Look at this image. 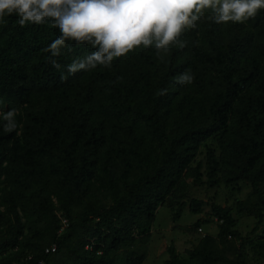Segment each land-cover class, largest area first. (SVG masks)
I'll use <instances>...</instances> for the list:
<instances>
[{"label":"trees","instance_id":"16d2710c","mask_svg":"<svg viewBox=\"0 0 264 264\" xmlns=\"http://www.w3.org/2000/svg\"><path fill=\"white\" fill-rule=\"evenodd\" d=\"M58 34L50 24L21 28L15 15L0 21V111L16 109L18 123L7 133L0 120V264L17 263L5 256L23 247L30 254L17 264H114L110 254L121 247L128 249L121 264H140L143 253L130 248L148 237L158 205L210 137L223 148L225 182L250 183L256 199L250 208L240 202L238 211L256 216L258 228L264 12L246 24L199 22L181 37L186 46H173L163 60L152 48H137L111 69L75 75L54 68L43 51ZM91 50L74 46L56 59L66 66ZM188 70L194 82L176 83ZM162 88L168 94L157 96ZM205 158L216 180L219 163L211 150ZM202 205L189 201L192 213ZM210 208L220 243L239 239L230 207ZM60 217L68 221L61 233ZM236 250L229 259L203 237L188 258L171 244L165 264H249L241 241Z\"/></svg>","mask_w":264,"mask_h":264},{"label":"clouds","instance_id":"9594fccd","mask_svg":"<svg viewBox=\"0 0 264 264\" xmlns=\"http://www.w3.org/2000/svg\"><path fill=\"white\" fill-rule=\"evenodd\" d=\"M261 12L264 0H0V21L15 15L21 28L50 24L58 30L43 51L49 54L48 62L54 68L64 67L71 75L98 67L111 69L114 60L137 48H152L163 60L173 46H186L181 37L196 29L201 20L218 25L246 24ZM84 45L92 50L66 66L56 59L71 53L74 46ZM194 79L188 70L179 75L176 83L191 85ZM167 94V88L156 93ZM16 115V109L0 111L4 132L18 129Z\"/></svg>","mask_w":264,"mask_h":264},{"label":"rangeland","instance_id":"374dc122","mask_svg":"<svg viewBox=\"0 0 264 264\" xmlns=\"http://www.w3.org/2000/svg\"><path fill=\"white\" fill-rule=\"evenodd\" d=\"M207 15L208 13H205V16ZM204 21L206 19L200 22ZM1 111L5 112V109ZM208 150L213 152L219 163L216 180L208 176L205 158ZM223 157V148L213 137L206 139L199 146L193 161L185 168L174 190L158 205L148 237L144 241L138 240L130 248L143 253L144 259L140 264H165L168 259L167 248L171 244L181 257L188 258L190 251L203 237L208 238L210 248L222 250L232 260L237 258L236 249L241 241L244 244L248 263L264 264V208H261L263 220L255 229L257 217L238 211L240 202L250 208L256 199L250 183L238 180L233 184H227L225 182L227 164L222 160ZM191 198L203 202L199 213L190 211ZM53 201L55 202V199ZM212 202L230 207L236 220L235 229L240 233L239 239L228 237L225 243H220L218 239L220 221L211 215ZM180 204H182L181 214L177 220H174V213ZM55 213L59 214L60 210L57 208ZM126 250L128 249L121 247L110 254L114 264H121ZM29 254L30 252L23 247L16 249L15 252L9 251L5 260L11 258L12 261L21 263ZM1 260L5 261L3 258Z\"/></svg>","mask_w":264,"mask_h":264},{"label":"built area","instance_id":"2783aa9c","mask_svg":"<svg viewBox=\"0 0 264 264\" xmlns=\"http://www.w3.org/2000/svg\"><path fill=\"white\" fill-rule=\"evenodd\" d=\"M60 218H61V228L59 229V233H61L68 224V221L66 218H64V217H60ZM54 248H55V244H52V245L45 248V252L48 253L51 250H53ZM14 264H17V263H14ZM37 264H47V263L45 262L44 259H41L37 262Z\"/></svg>","mask_w":264,"mask_h":264}]
</instances>
